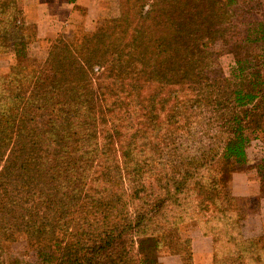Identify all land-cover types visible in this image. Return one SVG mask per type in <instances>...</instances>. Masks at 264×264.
<instances>
[{"label": "trees", "instance_id": "obj_1", "mask_svg": "<svg viewBox=\"0 0 264 264\" xmlns=\"http://www.w3.org/2000/svg\"><path fill=\"white\" fill-rule=\"evenodd\" d=\"M119 2L117 17L70 42L58 36L38 62L36 25L16 0H0V54L14 56L0 74V242L53 241L51 264H158L164 255L193 264L196 227L211 238L213 264H264V232L241 234L244 202L256 213L259 198L231 192L236 169L251 163L264 190V137L247 131L264 75L237 62L233 78L248 69L252 80L228 92L230 115L215 118L230 127L219 146L188 150L179 165V152L164 160L159 147L170 127L186 129L188 105L216 107L207 51L233 0ZM184 88L195 95L178 101Z\"/></svg>", "mask_w": 264, "mask_h": 264}, {"label": "rangeland", "instance_id": "obj_2", "mask_svg": "<svg viewBox=\"0 0 264 264\" xmlns=\"http://www.w3.org/2000/svg\"><path fill=\"white\" fill-rule=\"evenodd\" d=\"M49 1L52 2V0ZM16 2L18 7L21 8L17 0ZM111 2L112 5H109V3L107 5L108 10L105 17L99 18L89 28H86L84 23H77L70 31L61 33L59 36L70 42L84 33L101 28L104 25L103 20L117 17L121 12L119 0H112ZM233 2L230 7V19H226L225 23L220 26L219 34L214 37L207 51L209 60L205 73H207L211 83L218 84L221 90L216 107L213 108L207 105L200 110H196V113H192L194 110L186 105L184 113L186 129H179L176 126L170 127L172 131L165 132V135L160 138L162 140L159 147L164 149V160L173 159L175 154L179 152L180 157L174 161L177 164L188 150L213 148L214 144L219 146L220 141L226 138L230 131L229 125H221L220 121L215 120V118L229 114L230 109L226 108L228 92L240 86L243 82L246 84L248 80H252V78L249 79L248 74L251 71L248 69H244L242 79H239L238 76V78H233V75H238L237 62H240V66L243 68H247L250 62L251 65H254L256 71H259V74L264 75V23H262L264 19V0H233ZM52 41L54 40L41 42V49L39 50L37 48L30 49V57L38 62H43ZM13 63L14 56L12 53L0 54V74L7 73ZM143 91L147 93L150 90L144 88ZM162 94L159 95V99L162 98ZM194 95L189 88H184L181 93L177 94L176 99L179 101L184 96L193 98ZM169 102L171 101L169 100ZM257 104L259 105L254 108V111L247 118L251 121L247 131L259 128L256 133L264 137V102ZM181 124L179 123V126H182ZM152 134H149V136ZM215 138H217L216 142H214ZM149 140L151 141L152 138L149 137ZM155 155L157 156V154ZM241 169L243 168L236 170L240 171ZM244 204L249 211V218L246 216L243 221L241 234L244 238L250 239L264 232V218L261 217L259 206L256 213H254L255 211H250L251 208H254V204L250 200L244 202ZM257 213H260L258 214L260 217L257 216ZM187 228L188 225L181 227L182 230ZM194 229L196 230V227H193L191 231ZM58 238L60 239V237ZM54 251L53 241H29L25 236L19 235L14 241L0 242V262L1 264H51L47 260L54 256ZM165 257L170 256H162L158 264H163L162 259ZM197 262L199 264H213V257H208L206 260L205 256H198ZM169 263L175 264L172 259ZM193 264H195L194 261ZM223 264H247V262L238 257H228L223 261Z\"/></svg>", "mask_w": 264, "mask_h": 264}, {"label": "crops", "instance_id": "obj_3", "mask_svg": "<svg viewBox=\"0 0 264 264\" xmlns=\"http://www.w3.org/2000/svg\"><path fill=\"white\" fill-rule=\"evenodd\" d=\"M17 1L23 11L25 20L36 25V36L41 42L55 40L59 34L70 31L77 23H84L85 27L89 28L99 18L105 17L108 3L112 5V0H75L73 3H67L64 0H52V2L49 0ZM231 192L239 198L258 197L259 210L261 217L264 218V190L253 163L233 175ZM258 214L260 213H257V216L260 217ZM247 218H249V215H247ZM189 234L192 238L194 263L199 264L197 262L198 256H205L206 260L211 257V238L203 236L197 230H192ZM170 259L175 264H181L178 256L165 257L162 259V263L170 264Z\"/></svg>", "mask_w": 264, "mask_h": 264}]
</instances>
